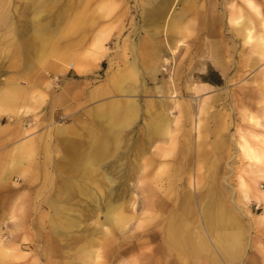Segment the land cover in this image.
Segmentation results:
<instances>
[{"label":"rangeland","instance_id":"obj_1","mask_svg":"<svg viewBox=\"0 0 264 264\" xmlns=\"http://www.w3.org/2000/svg\"><path fill=\"white\" fill-rule=\"evenodd\" d=\"M144 1L127 0L128 13L121 23L112 19L101 28H90L85 32L83 29L87 28L80 21L82 0H35L29 3L30 8L24 7V0H0V4H5L3 12H0V92L4 93V99L0 100V168L4 176L0 179V233L3 237L7 236V241H13L20 247L23 256L16 259L15 264H70L69 260H83L80 250L84 244L83 236L91 229H100L105 218V206L101 201L94 213L90 211L88 184L94 191L96 189L87 179L80 194L72 191L73 195L68 194V199L60 197L61 181L50 180L49 166L56 165V160L63 156L62 147L65 145L55 142L53 132H50L51 122L65 127L67 135H74V138L89 127H95L97 134L93 135H97L99 140L103 130L100 131L89 117L93 115L104 122L106 119L99 117L106 115L109 101L115 99L121 105L128 98L126 93L120 91L121 87L127 85L140 88L135 97L138 114L131 124L122 129L117 156L112 148L111 155L106 158L108 167L105 168L115 182L99 186L103 195L108 194L104 187L109 186L113 191L111 196L121 190L120 196H124V200L129 198V194H134L132 197L136 204L141 205L143 195L139 188L143 184L154 188L160 198L176 203V192L189 189L186 179L190 176V179H195V191H205V198L214 205H209L211 212L221 210L230 222L223 227L215 225L205 229L198 220L196 207H187L177 216L176 222L180 225L177 227L181 229L179 233L196 243L200 235L206 238L211 248L207 256L212 264H264V217L253 223L249 221L252 215L264 211V196L261 195L264 190V162L249 171L245 161L242 165L236 148V141L242 132L254 131L264 135L262 126L252 127L246 121V115L253 114L264 123V103L255 102L253 107V96L247 95L254 86L262 84L264 54L258 56L251 52L250 43H244L241 36L222 38L218 34L204 32L196 24L193 25V33L184 36V41L178 43L177 54L164 55L167 62L160 64L156 79L149 78L148 65L136 66L139 73H135L128 65L132 59L130 45L136 44L137 38L143 36L139 31L150 26L142 23L139 17L131 19L137 12L140 13ZM255 1L264 13V0ZM115 2L117 6L113 14H119L120 0ZM97 3L107 2L99 0ZM229 3L231 0H182L175 6L176 12L184 11L183 17L176 18V24L187 20L197 23L200 16H208L210 11H214V15H224ZM33 15L39 17L36 26L30 28L29 19ZM88 25L92 26L93 22L90 21ZM120 25H123V31L119 30ZM108 27H112V37L105 45L107 49L102 63L89 66V59L84 56L85 48L98 28L105 30ZM256 27L259 32V27ZM37 28L43 29L42 36L36 33V39H31L32 32ZM136 28L140 30L134 35L132 31ZM84 34L88 37L85 48L82 46ZM179 38L168 34L156 37L166 48L175 45ZM191 40L194 44H191ZM23 41L29 42V47H37L36 51L27 53ZM212 41L221 44L220 55L209 50ZM41 44L45 45L43 51L38 47ZM18 49L20 53L17 56L15 52ZM147 55L146 51L144 57ZM83 58L87 63L84 64ZM217 61L225 65V74ZM70 62L78 64L81 73L68 68ZM117 66L121 68L117 69ZM190 66L196 74L188 77V84L205 87L206 95L201 93L203 91L197 93L193 99L196 107L192 113L185 107L180 114L166 112L170 119L179 117L178 122L172 124L171 138L166 136L149 144L142 142L141 138L147 137V128L155 121L153 115L158 111L154 102L157 88L169 93L172 76L174 82L179 83L174 78L175 72L185 68L188 71ZM114 72L121 73V77H112ZM39 74L43 75V79L38 78ZM181 75L184 79L185 76ZM23 88L24 92H21ZM41 95L43 98H40ZM212 96L219 98L199 115L196 101H210ZM176 99L180 104L185 102L189 105L188 98L181 93L177 94ZM53 102L55 106L52 110L50 104ZM96 108L103 110V115L97 114ZM54 111H59V114L51 118ZM198 117L206 122L202 119L204 127L199 133L193 130V121H188L193 118L194 122H198ZM117 129L118 125L114 124L112 133ZM92 142L89 140L87 144ZM196 148L207 153L196 157ZM87 149L88 145L85 147ZM159 154L165 155L164 158H160ZM187 154H191L190 160L183 158ZM160 160H163L162 163H159ZM73 162L83 163L77 158H73ZM135 168L138 172H134ZM241 168L245 188L238 185V171ZM126 188L129 189L128 193L125 192ZM164 189L169 192V197ZM50 198L54 203L50 202ZM113 202L116 203V200L113 199ZM55 207L62 208L69 219L55 214ZM170 209L168 206L159 210L157 215L141 223L138 219H130V212L123 209L124 221L111 226L104 224V227L112 229L110 235L115 240L101 247V264H118L132 259L138 263L148 262L158 256L159 264H166L168 257L160 256V253L151 255V251L156 252V248L163 245L154 232L166 229ZM11 213L16 218L14 222L9 221ZM51 229L55 236L53 244L61 246L62 256L57 260H54V255L48 258L50 250L46 253L47 235ZM138 232L143 236L130 237ZM134 238L140 242L138 248L118 257L113 263L109 262L110 257L107 258L106 252L113 249L115 242L134 241ZM218 245H224V248L216 252ZM14 253L7 257L0 255V261H11ZM167 264H176V258L173 257Z\"/></svg>","mask_w":264,"mask_h":264},{"label":"bare ground","instance_id":"obj_2","mask_svg":"<svg viewBox=\"0 0 264 264\" xmlns=\"http://www.w3.org/2000/svg\"><path fill=\"white\" fill-rule=\"evenodd\" d=\"M24 1V7L30 8L31 5H29V3H33V1L35 0ZM97 1L99 0H82V16L80 21L83 22L84 26L87 28L83 29L85 32L90 28L93 30L97 27L101 28V26H103L107 21L112 19L120 21L121 23L124 19V16L128 13V7L126 6L127 0H120L118 10L120 11L119 14H113V10L117 6L115 0H105L107 3L102 4H98ZM181 2L182 0H145L144 3H142V6H140V13L137 12L135 17L131 19L134 20L136 17H139V20L142 23L150 26L149 28L139 31L142 32L143 36H139L137 38L136 44L131 43L130 45V53L132 59L131 61H129L128 65L135 70V73H139V70L136 66L148 65L147 74L149 78L151 80L156 79L160 64H162L163 62H167V58L164 57V55H174L176 53L178 43L184 41V36H188L189 34L193 33L192 28L193 25L196 24L198 25L197 28H201L202 30H204V32H209L215 35L218 34L222 38H227L228 36H241L244 43H250L249 47L251 48V52L257 54L258 56H262V54H264V13L258 2H256L255 0H231V3H229L228 7H225L224 9V15L222 13L214 15V11H210V15L200 16L197 19V23H194V20L191 22L187 20L186 22H181L179 23V25H177L176 18L183 17L184 11L176 12L175 6ZM94 3L95 5H93ZM33 5L35 6V4ZM4 7V3L0 4V12H3ZM38 17L39 16L33 15L32 19H29L30 23L28 24V26L30 28H32V26H36ZM90 21L93 22L92 26L88 25ZM256 26L259 27V32L256 31ZM99 28L93 34L89 43L85 41L88 38L87 35L84 34L83 36V48H85L86 43H88L84 51V56L85 58L89 59V66H94L102 63L103 56L106 53L107 49L105 45L110 42V39L112 37V35L110 34L112 27H108L105 30H100ZM138 29H134L132 33L135 35L136 32H138ZM34 30L35 32H32L33 36L31 37V39H36L34 36L36 33L38 36H42V28H40L39 30L38 28ZM119 30H124L123 25H120ZM162 34H168V36L172 37L179 36L180 38L176 40L175 45H172L173 47L168 45V47L166 48L164 47V45H162L160 40L156 39L157 36ZM191 41V44H194V41ZM22 43L25 44L27 53H33L34 51H36L35 48L37 47L33 45H30L31 47H29V42L23 41ZM116 43L119 42L117 41ZM38 47H41V51L45 49L44 44H41L40 46L38 45ZM220 49L221 44L219 42H210L209 50H211L213 54L217 53L218 55H220L222 53V50L219 51ZM146 51L148 52L147 57H149V59L147 57H144V55L146 56ZM15 53L18 56L20 53L19 49ZM85 63H87V60L84 59V64ZM217 64H219L218 61ZM67 66L68 68L75 70V72L81 73L80 70L82 69H79L78 64H76L75 62H70L67 64ZM219 66L221 72L225 74V71H227L225 65L220 62ZM120 68L121 66H117V69ZM188 68V71H185L187 69L185 68L175 72L174 78L178 80L179 83H175L172 76V88L169 85V93L168 91L167 93H165L162 88H157L158 92L154 94V102L157 106L158 111L153 115V120L155 121L152 123L151 127L148 126L147 128V137L143 136V138H141L142 142H146L149 144V142H152L154 140H158L160 138L164 139V137L166 136L171 138L173 136V130L171 128L172 124L174 122L177 123V119L179 120V117H171L170 119L169 116L166 115V112H177L178 114H180L181 112H183L181 111L183 107H185L189 110V113H192L194 112V109L196 107L195 104L193 105V99L197 96V93L203 91L201 93L206 95L205 93L207 92L205 91V87L199 88L188 84V77L192 73L194 75L196 74L193 72L192 66ZM181 73L185 76L184 79L182 78ZM261 73L262 84L254 86V89L247 94L249 96H253V100L251 101L253 102L252 104H254L252 105L253 107H255V102L258 104L264 103V67L262 68ZM113 76L118 79L121 77V73L114 72L112 74V77ZM38 78L40 80L43 79V75L39 74ZM180 84L181 86L179 87ZM47 87L49 88L48 84ZM24 89L25 88L20 91L24 92ZM139 90L140 88H138V86L136 85H127L125 87H121L120 91L126 93L128 98L125 99L124 103L121 105L117 104V101L115 99L110 100L108 105L109 108L105 109L106 115L99 117L105 118L106 120L104 122L98 121L97 117L93 115L89 117L91 122H93L94 125L98 126L100 131L103 130V133L100 137L101 139L99 140L97 135H93L97 134L95 132L97 128L95 127H89L87 131L84 130L83 133H78L77 138H74V135H72L71 137L67 135L68 133L65 127L61 125L57 126L53 122H51L50 132H53L52 136L55 139V142L61 146L65 145L62 147L63 156L61 155L56 160V165L49 166V171L51 172L50 180L55 179V181H61L60 194L62 195H60V197H63L64 200L68 199L69 195H73L72 191L80 194L85 187L84 180L87 179L88 182L93 184L94 188L96 189V191H94L92 189L93 187L88 184V191L90 192V194L87 198L89 199L90 211L94 213L96 206H98V203H100L101 201H103L105 206V218L104 221L100 224V229H91L88 234L83 236L84 239L82 240L84 241V244L80 247L83 260L81 262H77L76 260H69V263L101 264V247L104 245L107 246L110 242L115 240L113 236L110 235L112 229L104 227L106 226L104 224H108L109 226H111L112 224L124 221L125 217L122 214L123 209L130 212V219H138L140 221L139 223H141L147 219L150 220L151 217L155 214L157 215V212L159 210H164L168 206H170V217L168 222H166V229L164 228L163 232H154L155 236L160 237L163 245L157 247L156 252L151 251V255L160 253V256L168 257V259L165 260L166 264L173 257L176 258V264H212L207 256L210 253L211 248L206 238L200 235L199 241L196 243L189 237H183L179 233V231L181 230L180 227H177L180 226L176 222L177 216L187 207H196L195 210H197L198 220L202 224V226H205V229H209L208 226L213 227L215 225H221V227H223L222 225L230 222L225 218L221 210L220 212L216 213L211 212L212 209L209 205H211V207H214V205L210 204L208 198H205V191H195L196 183L194 178L190 179L189 176L186 179L189 189L184 190L185 192L181 193L180 190L176 192V203H169L168 201H166V199L160 198L157 192L154 191V188H151L148 185L143 186L142 184L141 188H139L140 193L143 195L141 205L136 204V200L132 197L134 196V194H129V198L127 200H124V196H120V194L122 193L121 190H119V193L116 192L115 196H111L113 195V191L111 190V188L109 186L108 188L103 186L105 189H107L108 193L107 195H103L99 187L100 185H104L105 183L110 185L115 182V179L105 168L108 167V165H106V158L107 156L111 155L112 148L114 154L117 156L116 151L120 146L119 143L123 136L122 129H124L125 126L131 124L138 114V106L136 104L135 97ZM178 91H180L182 96H186L188 98L189 105H187L185 102L180 104L177 101L176 96L177 94H180ZM40 98H43V96L41 95ZM218 98L219 97L212 96L210 101L204 99L201 101L197 100L196 102L198 103V114H203L205 110L209 109L211 102L216 101ZM2 99H4V93L0 92V100ZM54 106L55 103L53 102L52 104H50V109L53 110ZM95 112L97 114L101 113L103 115L104 111L96 108ZM88 113H90V111ZM58 114L59 111L51 112L50 117L54 118ZM202 119V117H198V122H194L193 118L188 120L193 121V130L197 133L201 132V129L204 127V124H202ZM117 121L119 122L116 123ZM246 121L252 127L262 126L264 128V123H261L259 118L253 114H247ZM203 122H205L204 119ZM114 124L118 125V129L112 133L111 127ZM89 140H93L92 144H87ZM87 145L88 149L86 151L85 147ZM236 145L238 154L243 161L242 165L245 161V163H247V165L249 166V171H253L252 168H254V166H259L264 162V135L256 133L254 131H250L249 133L242 132L239 134ZM52 146L53 145L50 144V148H52ZM188 150L191 152L190 148H188ZM203 153H207V151H201L198 148L195 149L196 157H200ZM164 156L165 155L163 154H159L160 158H164ZM73 158L82 160L83 163L75 164L73 162ZM183 158L190 160L191 154H187V157ZM162 161L163 160H160L159 163H162ZM197 161L199 160H195V162ZM59 164H61L62 166H57ZM164 167L165 165L162 168ZM111 170L112 169H110V171ZM241 171L242 168L238 171V185L241 188H245L246 182L240 175ZM134 172H138L136 168ZM2 173V169L0 168V179L4 178ZM143 182L144 181H142L141 183ZM157 187L159 188V186ZM128 191L129 189L126 188L125 192L128 193ZM164 192L166 193V196L168 195L169 197V192H166L165 189ZM261 195L264 196V190L261 192ZM113 199L116 200V203L113 202ZM202 200H204V202ZM50 202L54 203L53 198H50ZM54 212L58 215L62 214L63 217H69V215L63 214L66 212L63 211L62 208L55 207ZM263 217L264 211L260 214L252 215L249 221L253 223L255 220L261 219ZM9 218H11V220H9L10 222H14L16 220L12 213L10 214ZM234 222L235 224H237L236 220ZM58 235H60V233H58ZM3 236L4 235L0 233V255H2V257H7L10 256L11 253L16 252V254L14 253V258L11 261L5 262L4 260H1L0 264H15V260L23 256L21 250L19 249L20 247L13 241L12 243L7 241V236ZM138 236L141 237L143 236V234L141 232H138L136 234L130 235V237ZM229 236L235 239L233 236ZM236 236L238 238L237 234ZM47 238L48 249L46 250V253L50 250L48 258L54 255V260H57L58 257L62 256V252L60 251V245L53 244L55 236L53 235L52 229L49 231ZM139 244L140 242L137 240V238H134V241L129 239L119 243L115 242L113 244V249L106 252L107 258L110 257L109 262L111 261L113 263V261L118 257L129 254L131 250H133L134 248H138ZM220 246L221 245H218L219 249L216 248V252H219L224 248V245L221 247ZM213 249L215 250V247H213ZM158 258L152 259L148 262L142 261L140 263H138L137 260L132 259L129 262L122 261L118 264H159L160 262L158 261ZM200 258H202V260Z\"/></svg>","mask_w":264,"mask_h":264}]
</instances>
